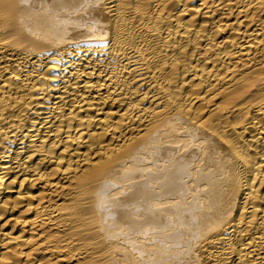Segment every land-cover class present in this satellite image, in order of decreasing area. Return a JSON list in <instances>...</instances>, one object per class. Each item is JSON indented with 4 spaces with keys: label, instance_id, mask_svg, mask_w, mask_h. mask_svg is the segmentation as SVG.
<instances>
[{
    "label": "bare ground",
    "instance_id": "6f19581e",
    "mask_svg": "<svg viewBox=\"0 0 264 264\" xmlns=\"http://www.w3.org/2000/svg\"><path fill=\"white\" fill-rule=\"evenodd\" d=\"M0 264H264V0H0Z\"/></svg>",
    "mask_w": 264,
    "mask_h": 264
}]
</instances>
